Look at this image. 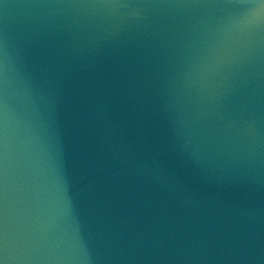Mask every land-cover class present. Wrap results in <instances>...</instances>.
I'll list each match as a JSON object with an SVG mask.
<instances>
[{
    "label": "water",
    "instance_id": "water-1",
    "mask_svg": "<svg viewBox=\"0 0 264 264\" xmlns=\"http://www.w3.org/2000/svg\"><path fill=\"white\" fill-rule=\"evenodd\" d=\"M262 0H0V264H264Z\"/></svg>",
    "mask_w": 264,
    "mask_h": 264
},
{
    "label": "clouds",
    "instance_id": "clouds-1",
    "mask_svg": "<svg viewBox=\"0 0 264 264\" xmlns=\"http://www.w3.org/2000/svg\"><path fill=\"white\" fill-rule=\"evenodd\" d=\"M262 3H264V0H262ZM249 14L254 15V22H260L264 20V8H256L252 7L251 10L249 11Z\"/></svg>",
    "mask_w": 264,
    "mask_h": 264
},
{
    "label": "snow or ice",
    "instance_id": "snow-or-ice-1",
    "mask_svg": "<svg viewBox=\"0 0 264 264\" xmlns=\"http://www.w3.org/2000/svg\"><path fill=\"white\" fill-rule=\"evenodd\" d=\"M247 19H248V22H250V23L254 22V15L253 14H249Z\"/></svg>",
    "mask_w": 264,
    "mask_h": 264
}]
</instances>
